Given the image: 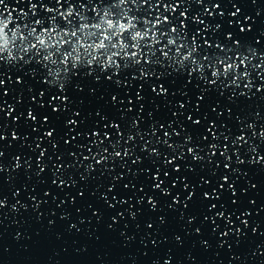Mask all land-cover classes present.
Masks as SVG:
<instances>
[{"label": "water", "instance_id": "95a60500", "mask_svg": "<svg viewBox=\"0 0 264 264\" xmlns=\"http://www.w3.org/2000/svg\"><path fill=\"white\" fill-rule=\"evenodd\" d=\"M175 2L129 0L128 6L133 14L150 13V19L163 13L186 20L187 38L198 36L201 59L249 55L248 68L242 65L240 71H250V78L232 84L233 77H221L211 87V69L205 80L196 73L190 78L179 66L154 65L152 71L172 73L168 93L158 94L150 83L133 79L138 73L132 68L115 74L95 65L91 75L85 67L61 93L58 85L45 83L51 65L29 55L28 63L10 62L23 53L18 44L5 49L0 58L5 81L0 85V264H264V0H211V7L209 0H182L174 12L165 10L164 4ZM5 3L37 18L28 0ZM185 10L187 19L180 15ZM13 15L24 23L18 11ZM5 38L0 27V40ZM53 95L69 99L52 100ZM56 105L59 112L53 111ZM67 119L78 123L66 125ZM197 119L200 124H194ZM213 120L215 136L208 131ZM52 129L53 137L46 136ZM130 130L137 133L131 141ZM189 134L192 144L201 146L200 159L187 151ZM239 135L245 140L232 143ZM211 143L219 145L214 155L207 147ZM116 151L122 156L114 157ZM101 156L107 159L97 163ZM205 192L211 195L205 198Z\"/></svg>", "mask_w": 264, "mask_h": 264}, {"label": "snow or ice", "instance_id": "6c2138e0", "mask_svg": "<svg viewBox=\"0 0 264 264\" xmlns=\"http://www.w3.org/2000/svg\"><path fill=\"white\" fill-rule=\"evenodd\" d=\"M132 2L135 3V0H132ZM159 2L160 0H157V3ZM199 2L203 3V0H199ZM144 3H147V0H144ZM180 3H182V0H176L174 4H164V8L165 10L171 8L174 12ZM128 5L129 0H28V9L33 16L37 17L32 20L29 18V11L24 8H12L5 3V0H0V27L4 28L6 34V38L0 40V58H3L2 54H4L5 49H14L17 44L19 45V52L23 53V56L10 57V62L24 61L28 63L29 60L39 56L40 62H43L45 67L52 66L45 74V83L58 85L61 93L67 90V86L72 83L74 78L79 76L85 67L88 69L87 74L91 75L95 71V65H100L103 70L112 69L115 74H119L124 69L132 68L138 73V75L132 74V78L142 79L150 83L152 91L158 92V94L168 93L169 89L165 84L172 73L166 69L152 71L154 65L170 64L174 67L179 66L180 69L188 71L190 78L193 73H196L205 80H207L206 69H211L213 79L208 81L211 87H215L221 77H233L230 80L232 84L238 83L241 77L250 78V71H240L242 65L245 69L248 68L249 55L238 52L236 59L233 60L231 57L221 56L217 53L214 56L205 55L201 59L199 56L200 41L195 33L192 35L191 40L187 38L188 25L186 20L177 22L163 13L157 15L155 19H150V13L148 15L133 14L132 8ZM209 6L211 7V0H209ZM215 7L219 8L220 4L217 3ZM41 9L45 13L44 15L40 14ZM16 11L24 17V23H19L20 17L13 15V12ZM235 14L233 13V15ZM180 15L187 19V10L181 12ZM192 19L197 22L200 21L199 16L192 17ZM14 23L15 27H10ZM11 29H17L16 33H13ZM197 31L202 32L203 30L198 29ZM229 36H231V33H229ZM165 39L167 42L163 43ZM239 43L237 41V45ZM204 44L211 47L208 40H205ZM217 47L220 48L223 45L217 44ZM145 49H147V52ZM249 52H254V50L250 48ZM25 55H29V60H25ZM188 65H191V67L188 68ZM153 76L157 77L154 83L151 79ZM107 79L112 81L113 75L109 74ZM261 79H264V76H261ZM21 80L22 77L18 76L17 81ZM4 83L5 81L0 79V85ZM117 83H120V81H117ZM249 86H251V80H249ZM143 87L144 85L141 84V91ZM44 94V92L40 93L41 96ZM138 98L142 99L143 97L138 93ZM57 99L67 101L69 97L67 95H53L52 100ZM112 99L116 101V96H113ZM203 99V95L199 96L198 102ZM181 107H184V105L182 104ZM65 109H67V106H65ZM53 111L59 112L60 106H54ZM75 115H80V113L76 112ZM28 117L33 121L37 119L33 109L28 110ZM187 118L189 120L193 119L191 115ZM44 120L47 121L48 117L45 116ZM77 123L74 119L66 120V125ZM200 123V119L194 120V124ZM137 124L138 122H134L132 128H136ZM105 126L107 127V125ZM113 127L119 129L120 125L113 123ZM160 127L163 128L164 125L161 124ZM216 127V122L213 120L210 122L208 131L213 132ZM151 131L155 133L158 129L153 125ZM54 133L55 129H52L46 132V136L53 137ZM90 134L99 137L98 132ZM136 134V132L130 130L128 140H134ZM165 135L167 136L169 133L165 132ZM215 135V132H213V136ZM120 138H123V133L120 134ZM203 139L207 140L208 137L204 136ZM225 139H228V137H225ZM244 140L245 136L239 135L231 142L242 143ZM192 141V135L186 136V144H192ZM200 147L198 144H192L187 148V151L193 153L194 158L200 159L196 155L197 148ZM207 147L213 155L219 149L217 143H211ZM224 149L225 152L222 154H226L227 145L224 146ZM103 151L107 152V148ZM130 151L131 148L129 147L123 152V155H128ZM151 151L156 153V149ZM43 154L42 152L41 155ZM156 154L158 155V153ZM113 156L121 157L122 153L116 151ZM105 159L107 157L101 156L97 163ZM175 159L176 157L173 156L172 160ZM226 159L230 160L231 157L226 155ZM260 159L264 161V157ZM168 163H171V161H168ZM225 167L228 168L230 165L225 164ZM177 170H179V165H177ZM165 175H168V173H165ZM156 179L159 180V172L156 174ZM222 179L225 183L229 181L227 175L223 176ZM161 183L163 181H159L155 187L159 188ZM220 187L223 188L224 184L222 183ZM210 195L211 193L208 192L203 193L205 198ZM216 195L219 198V192ZM189 199H191V195ZM150 202L153 205L156 203L154 198L150 199ZM0 203H3V201H0ZM219 215H223V213ZM223 235H227V233Z\"/></svg>", "mask_w": 264, "mask_h": 264}]
</instances>
